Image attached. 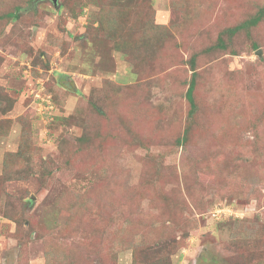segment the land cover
Segmentation results:
<instances>
[{
  "label": "rangeland",
  "instance_id": "rangeland-1",
  "mask_svg": "<svg viewBox=\"0 0 264 264\" xmlns=\"http://www.w3.org/2000/svg\"><path fill=\"white\" fill-rule=\"evenodd\" d=\"M261 12L0 0V264H264Z\"/></svg>",
  "mask_w": 264,
  "mask_h": 264
},
{
  "label": "trees",
  "instance_id": "trees-1",
  "mask_svg": "<svg viewBox=\"0 0 264 264\" xmlns=\"http://www.w3.org/2000/svg\"><path fill=\"white\" fill-rule=\"evenodd\" d=\"M20 8L21 7H17L16 8V11H15V13H13L12 17L15 16L16 12L20 11ZM128 10L133 11V10H131L130 7L128 8ZM262 14L264 16V12ZM260 17L261 16L258 15L257 19L260 18ZM253 20H255V19H253ZM240 26L241 25H237V29L236 30L240 29ZM243 26L246 27L247 23L244 22ZM158 28H162V27L156 25L155 30H157ZM163 32L165 33L166 31L164 30ZM232 33H234V31ZM146 38H147V36H146ZM188 64H189V67H190V70H191V76H190V79L188 81V87H187V89H186V91L184 93V97H185V100L189 104V109H188L187 115H188V117H191L193 112H194V110H195V103H194V97H193V90H194V87H195V68H194L195 67V56H194V58L191 57L189 59ZM183 132H184L183 134H185L187 132V130H184ZM183 141H184L183 138H181V139H179L178 142H183ZM27 201H30V200H27ZM5 215L9 216L6 212H5Z\"/></svg>",
  "mask_w": 264,
  "mask_h": 264
},
{
  "label": "water",
  "instance_id": "water-1",
  "mask_svg": "<svg viewBox=\"0 0 264 264\" xmlns=\"http://www.w3.org/2000/svg\"><path fill=\"white\" fill-rule=\"evenodd\" d=\"M53 4H56L57 0H50ZM257 53H259V50H257Z\"/></svg>",
  "mask_w": 264,
  "mask_h": 264
}]
</instances>
